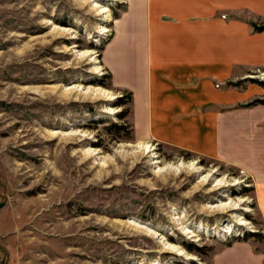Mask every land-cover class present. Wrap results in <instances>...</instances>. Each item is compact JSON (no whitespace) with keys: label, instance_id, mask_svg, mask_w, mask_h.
Wrapping results in <instances>:
<instances>
[{"label":"rangeland","instance_id":"obj_1","mask_svg":"<svg viewBox=\"0 0 264 264\" xmlns=\"http://www.w3.org/2000/svg\"><path fill=\"white\" fill-rule=\"evenodd\" d=\"M127 2L0 0V264H216L238 246L264 264L244 169L136 138L102 62ZM246 71L237 90L264 89V66Z\"/></svg>","mask_w":264,"mask_h":264},{"label":"crops","instance_id":"obj_2","mask_svg":"<svg viewBox=\"0 0 264 264\" xmlns=\"http://www.w3.org/2000/svg\"><path fill=\"white\" fill-rule=\"evenodd\" d=\"M242 11L264 17V0H128L102 62L113 85L133 94L137 139L241 167L255 182L264 217V104L235 109L264 89L233 85L246 69L264 66V33H251L236 16ZM260 260L238 246L216 264Z\"/></svg>","mask_w":264,"mask_h":264},{"label":"trees","instance_id":"obj_3","mask_svg":"<svg viewBox=\"0 0 264 264\" xmlns=\"http://www.w3.org/2000/svg\"><path fill=\"white\" fill-rule=\"evenodd\" d=\"M255 27L257 29H259V30H264V24L263 25H257V24H255ZM106 77L111 79V73L108 72V74L106 75ZM262 84L264 85V82H262ZM124 97H127L129 102H131L132 99H133V95H132L131 92H127L126 94L122 95V97H121L122 98L121 99L122 101H123V98ZM256 104H264V97L263 98L262 97H259V98L254 99L253 101L250 102L249 105H256ZM129 111H130V109H127L126 110V112H129ZM120 128H124V127L121 125ZM188 248L191 249V250H197V249H199V247L195 246L194 244L188 245ZM192 264H198V263L195 262V261H193Z\"/></svg>","mask_w":264,"mask_h":264}]
</instances>
